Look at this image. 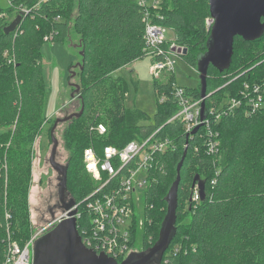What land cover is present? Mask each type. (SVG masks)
Instances as JSON below:
<instances>
[{
	"label": "trees",
	"instance_id": "trees-1",
	"mask_svg": "<svg viewBox=\"0 0 264 264\" xmlns=\"http://www.w3.org/2000/svg\"><path fill=\"white\" fill-rule=\"evenodd\" d=\"M8 2L7 7L0 3V264L6 248L7 212L21 244L32 235L28 201L31 145L45 119L41 48L44 37L52 32L54 42L70 41L72 33L80 38L82 84L78 93L84 111L70 121L71 145L75 147L67 164L70 196L79 202L94 188L84 167V149L122 147L160 129L158 137L174 140L177 150L159 157V183L146 192L144 249L159 240L168 215V195L186 153L176 233L162 264H264V107L251 113L250 105L242 100L241 107L224 114L214 125L219 133V153L210 156L199 135L189 139L180 122L168 123L178 111L172 101L159 103L150 124H145L148 117L143 112L125 106L127 85L112 74L146 57V23L136 0H49L40 5L39 0ZM6 12L15 14L13 20L24 13L9 35L5 28L12 20L5 17ZM152 16L155 23L176 31L174 42L188 50L183 60L197 70L198 57L206 52L211 33L205 23L210 17L209 0H160ZM7 50L14 63L4 56ZM208 74L207 109L228 98L243 99L245 84L264 83V35L252 42L236 37L230 68L219 72L210 66ZM170 82L172 78L166 84L155 81V91L168 90ZM186 89L201 98L200 89ZM100 125L106 129L102 136L91 130ZM196 175L206 183L205 200L197 207L191 200Z\"/></svg>",
	"mask_w": 264,
	"mask_h": 264
},
{
	"label": "built area",
	"instance_id": "built-area-1",
	"mask_svg": "<svg viewBox=\"0 0 264 264\" xmlns=\"http://www.w3.org/2000/svg\"><path fill=\"white\" fill-rule=\"evenodd\" d=\"M48 1L39 0L38 5ZM7 3L9 4L8 0ZM136 3L142 9L146 23L144 41L146 56L152 58L150 73L157 80L162 76L172 78L168 90L157 92L159 103L172 101L178 108L168 123L180 122L189 139L199 135L206 153L216 157L219 153L220 140L219 133L214 131V125L224 114L232 113L241 107L242 100H246L244 103L250 105L248 110L251 113L263 108L264 83L252 86L245 84L241 93L243 99L228 98L218 106L206 108V117L202 120L203 99L194 97L185 87L173 81L176 60L183 59L185 48L174 41H168L165 36L167 28L154 22L152 11L159 7L160 0H136ZM205 23L207 30L211 31L215 20L210 16ZM53 36V32L48 34L44 41L51 42ZM4 56L9 63L15 62L8 50ZM198 126L201 128L193 135L192 132ZM91 130L100 136L106 133L102 125L92 127ZM159 131L160 129L147 138L131 141L122 147L106 145L99 151L94 147L84 149L83 163L92 180L93 191L82 201L75 202L71 208V212H75L74 215L70 216L69 212L65 211L61 216L47 221L39 229L31 227L32 235L23 244L15 238L11 228L12 216L7 212L4 238L6 248L2 264H33L34 242L40 234L58 222L70 218L76 220L79 233L88 249L97 254L104 252L115 260H126L135 250L138 226L143 222L144 228L147 220L146 192L151 185L159 183L158 173L162 169L158 163L159 157L177 150L174 140L158 137ZM215 183V179L211 181L213 186ZM192 190L191 200L197 207L202 202L198 185L196 184ZM140 200L144 202L143 221L139 220L136 213V204Z\"/></svg>",
	"mask_w": 264,
	"mask_h": 264
},
{
	"label": "rangeland",
	"instance_id": "rangeland-1",
	"mask_svg": "<svg viewBox=\"0 0 264 264\" xmlns=\"http://www.w3.org/2000/svg\"><path fill=\"white\" fill-rule=\"evenodd\" d=\"M0 2L2 6L7 7V0H0ZM5 14L9 21H13L15 14L11 12H6ZM165 36L168 41H175L176 31L173 28H167ZM79 43V36L72 33L70 41H44L41 48L42 73L47 95L44 109L45 119L31 145L33 164L31 168V183H29L30 185L28 184L30 223L35 230L52 219L48 212L44 214L45 202L52 198L53 202L59 200L60 204L59 184L61 176L53 169L50 163L53 149L51 130L56 120L78 113L82 107L79 93L77 94V88L79 87L80 90L82 84ZM151 65L152 58L146 56L112 74L116 78L123 79L127 85L126 108L143 112L148 117V122H145V124L152 123L156 112H158L159 94L154 89L155 81L166 84L169 79L168 76H162L159 80L155 79L150 73ZM173 78L182 87L200 89L199 73L182 58H177L176 60V70ZM70 127L69 121L60 122L54 133L59 142L56 161L63 166L68 164L71 153L75 150V147L73 148V145H71L73 141L72 136L69 134ZM1 131L3 130L0 129ZM69 137L71 140L70 145ZM69 195L68 193L67 202L71 200ZM143 210L144 202L140 200L136 204V213L139 220L142 219V221L144 219ZM63 212L65 211L61 208L53 218L61 216ZM190 220L191 217L189 216L186 222L188 223ZM143 231L142 222L137 228L136 246L133 252L147 251V249H144ZM162 261L163 259L157 264H162Z\"/></svg>",
	"mask_w": 264,
	"mask_h": 264
},
{
	"label": "water",
	"instance_id": "water-1",
	"mask_svg": "<svg viewBox=\"0 0 264 264\" xmlns=\"http://www.w3.org/2000/svg\"><path fill=\"white\" fill-rule=\"evenodd\" d=\"M210 16L215 20V23L211 29L210 37L207 41V50L198 57L197 72L200 77V95L203 99L201 119L206 117V98L207 87L210 66L216 68L219 72L228 70L232 64V57L234 54V41L236 37H241L246 42H252L260 39L264 35V0H209ZM21 12L15 20H13L6 28L5 34L9 35L14 32L21 22ZM187 49H184V54L187 53ZM79 87L77 88V93ZM84 111V105L81 111L71 114L63 119L56 120L51 130V140L53 142V149L50 156L51 166L55 171L60 174L59 195L60 203L64 211H69L74 205L75 200L71 199L66 202L68 195V165L63 166L56 161V155L58 150V140L55 136V130L60 122H68L75 118H80ZM202 126V125H201ZM201 126L195 128L192 134H196ZM186 153L178 165L177 178L173 184L168 195V215L163 224V229L160 233L158 242L147 251H144L142 257L136 262H129L124 260L119 263L117 260L108 257L102 252L97 254L89 249L92 257L89 261L82 262L80 256L74 252V248H71L69 254L65 253L64 248L59 249L58 257L51 258V264H149L155 256L163 257L168 250L171 241L176 233V221H177V208H178V192L181 184V169L184 164ZM199 187V193L201 201L203 202L206 197V183L196 175L193 188L195 185ZM75 212H71L70 216ZM64 227L70 231H76V220L74 218L65 219ZM37 241V240H36ZM36 241L34 243H36ZM46 248L44 247L42 254H44Z\"/></svg>",
	"mask_w": 264,
	"mask_h": 264
},
{
	"label": "flooded vegetation",
	"instance_id": "flooded-vegetation-1",
	"mask_svg": "<svg viewBox=\"0 0 264 264\" xmlns=\"http://www.w3.org/2000/svg\"><path fill=\"white\" fill-rule=\"evenodd\" d=\"M69 199L73 198L69 197ZM60 204L59 200H55L53 202L52 198L48 199L45 202L44 214L48 212L50 217L53 219V217L62 208ZM64 221L65 220H62L53 225L51 228L44 230L37 238L33 250V264H51V258L58 257L60 248H64L67 255L69 254L71 248H74V252L80 256L82 262L87 260L89 261L92 257L89 249L84 244V240L79 233L77 225V232L73 230L70 231L64 227ZM44 247L46 248V251L42 254ZM143 253L144 250L140 252H133L126 260L129 262H136L142 257ZM162 258L155 256L149 264H157L162 260Z\"/></svg>",
	"mask_w": 264,
	"mask_h": 264
},
{
	"label": "bare ground",
	"instance_id": "bare-ground-1",
	"mask_svg": "<svg viewBox=\"0 0 264 264\" xmlns=\"http://www.w3.org/2000/svg\"><path fill=\"white\" fill-rule=\"evenodd\" d=\"M76 202V201H75ZM67 212H69V214L71 213V209L69 210V211H67Z\"/></svg>",
	"mask_w": 264,
	"mask_h": 264
}]
</instances>
